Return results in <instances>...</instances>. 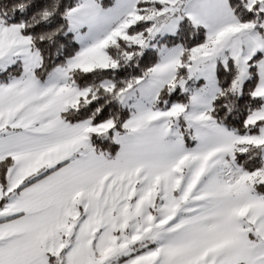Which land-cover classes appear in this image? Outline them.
<instances>
[{
  "label": "snow or ice",
  "instance_id": "obj_1",
  "mask_svg": "<svg viewBox=\"0 0 264 264\" xmlns=\"http://www.w3.org/2000/svg\"><path fill=\"white\" fill-rule=\"evenodd\" d=\"M0 264H264V0H0Z\"/></svg>",
  "mask_w": 264,
  "mask_h": 264
}]
</instances>
